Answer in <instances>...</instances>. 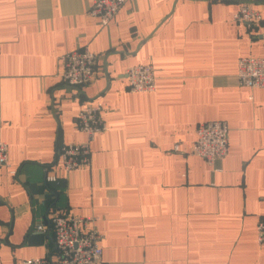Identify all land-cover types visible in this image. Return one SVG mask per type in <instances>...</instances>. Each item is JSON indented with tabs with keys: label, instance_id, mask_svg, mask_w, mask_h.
<instances>
[{
	"label": "crops",
	"instance_id": "crops-1",
	"mask_svg": "<svg viewBox=\"0 0 264 264\" xmlns=\"http://www.w3.org/2000/svg\"><path fill=\"white\" fill-rule=\"evenodd\" d=\"M90 4L0 0V264L53 258L51 232L34 225L60 210L95 218L101 264H264V88L236 76L238 57L264 56V0H128L107 25ZM241 4L260 19L233 21ZM83 46L95 74L75 88L60 56ZM138 63L152 65L153 91L128 89ZM89 100L106 129L89 166L64 171L57 149L83 140L75 115ZM214 119L228 148L209 164L191 146Z\"/></svg>",
	"mask_w": 264,
	"mask_h": 264
},
{
	"label": "built area",
	"instance_id": "built-area-1",
	"mask_svg": "<svg viewBox=\"0 0 264 264\" xmlns=\"http://www.w3.org/2000/svg\"><path fill=\"white\" fill-rule=\"evenodd\" d=\"M128 0H91L88 13L96 17L100 24L107 25L119 8ZM235 22L256 23L259 12L247 4H241L232 14ZM96 54L87 46L77 47L60 56L62 80L71 87L80 88L90 83L95 74ZM128 89L132 92L153 91L155 73L151 64L138 63L125 70ZM236 76L241 85L250 88H264V56H240L236 62ZM104 107L100 102L86 101L75 115L77 129L84 134L80 142L62 144L57 149L58 167L64 171H75L90 164V143L94 137L106 129L102 116ZM229 126L224 119H214L199 123L195 127V138L191 153L213 164L227 153ZM176 143L174 150H178ZM7 160V143L0 140V166ZM14 173V171H11ZM46 181L57 183L59 176L50 172ZM94 217L76 215L63 210L52 212L48 223L40 220L35 230L51 232L54 255L35 256L23 259L21 264H101L102 234L94 226ZM256 242L264 247V215L256 224Z\"/></svg>",
	"mask_w": 264,
	"mask_h": 264
}]
</instances>
